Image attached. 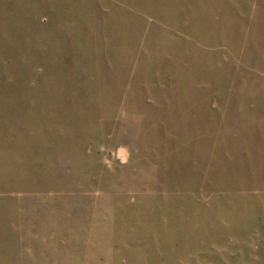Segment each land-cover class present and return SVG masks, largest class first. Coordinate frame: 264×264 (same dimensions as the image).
Returning <instances> with one entry per match:
<instances>
[{"label": "rangeland", "instance_id": "374dc122", "mask_svg": "<svg viewBox=\"0 0 264 264\" xmlns=\"http://www.w3.org/2000/svg\"><path fill=\"white\" fill-rule=\"evenodd\" d=\"M0 264H264V0H0Z\"/></svg>", "mask_w": 264, "mask_h": 264}]
</instances>
